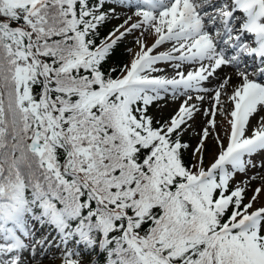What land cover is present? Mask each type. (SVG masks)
<instances>
[{
	"label": "snow or ice",
	"instance_id": "snow-or-ice-1",
	"mask_svg": "<svg viewBox=\"0 0 264 264\" xmlns=\"http://www.w3.org/2000/svg\"><path fill=\"white\" fill-rule=\"evenodd\" d=\"M45 260L264 264V0H0V264Z\"/></svg>",
	"mask_w": 264,
	"mask_h": 264
},
{
	"label": "rangeland",
	"instance_id": "rangeland-1",
	"mask_svg": "<svg viewBox=\"0 0 264 264\" xmlns=\"http://www.w3.org/2000/svg\"><path fill=\"white\" fill-rule=\"evenodd\" d=\"M116 23H118V21H113L111 24H110V27L111 26H114ZM134 47V44H133V38L132 37H128L127 40H125L119 47V50L117 51V56L120 54V58H121V65L125 62L128 61L129 59V55L126 51L127 48H133ZM114 64L111 63V66H113ZM120 65V66H121ZM172 107H174V105H170L168 107V109L165 110V112L163 113L164 115H167V113L169 111H171ZM201 122V118L198 117L197 119V126H199ZM213 145L211 142H209V159L211 158V155H212V151H213ZM44 264H53V262L51 260H45ZM58 264V262H57Z\"/></svg>",
	"mask_w": 264,
	"mask_h": 264
},
{
	"label": "trees",
	"instance_id": "trees-1",
	"mask_svg": "<svg viewBox=\"0 0 264 264\" xmlns=\"http://www.w3.org/2000/svg\"><path fill=\"white\" fill-rule=\"evenodd\" d=\"M108 29L107 28H105L103 31H107ZM106 67H110V65H106Z\"/></svg>",
	"mask_w": 264,
	"mask_h": 264
}]
</instances>
